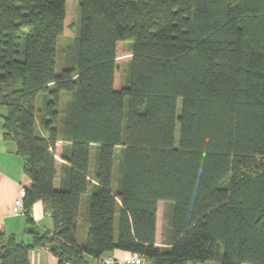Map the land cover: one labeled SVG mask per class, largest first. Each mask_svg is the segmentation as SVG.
Wrapping results in <instances>:
<instances>
[{
  "label": "trees",
  "instance_id": "obj_1",
  "mask_svg": "<svg viewBox=\"0 0 264 264\" xmlns=\"http://www.w3.org/2000/svg\"><path fill=\"white\" fill-rule=\"evenodd\" d=\"M69 1L0 0L2 127L24 157L33 236L0 231V264L44 246L59 264L115 248L149 264H264V0H78L67 36ZM38 200L52 230L35 225Z\"/></svg>",
  "mask_w": 264,
  "mask_h": 264
},
{
  "label": "crops",
  "instance_id": "obj_2",
  "mask_svg": "<svg viewBox=\"0 0 264 264\" xmlns=\"http://www.w3.org/2000/svg\"><path fill=\"white\" fill-rule=\"evenodd\" d=\"M6 113L7 107L0 105V231L4 232L6 235H15L19 241L31 243L33 236L29 231L30 227L26 214L24 211L18 210L15 203L22 188L29 184V180L24 175V157L18 153L16 142L4 136L2 124L3 117ZM39 130L41 131L40 126ZM61 154L62 140H58L55 149L56 176L54 178V185L56 188L59 187L62 177L61 173L64 161ZM93 159L91 153V169L95 166V158ZM90 189L91 187L88 192L81 196L77 230V238L80 241L85 239L88 229L87 200ZM161 203L163 204V202H160V204ZM31 212L35 225L39 230L47 231L53 229V217L42 200H38L34 203ZM81 221H83V223ZM157 244L160 246L161 242ZM131 253L132 252L115 248L105 252L100 258L85 255V259L86 264H100L103 257L113 256L124 259ZM28 259L30 264H59L58 257L47 246L30 249L28 252Z\"/></svg>",
  "mask_w": 264,
  "mask_h": 264
},
{
  "label": "rangeland",
  "instance_id": "obj_3",
  "mask_svg": "<svg viewBox=\"0 0 264 264\" xmlns=\"http://www.w3.org/2000/svg\"><path fill=\"white\" fill-rule=\"evenodd\" d=\"M77 1L78 0H70L69 1V6L68 8L70 9V16L72 18V22H73V28L71 29L70 32L66 33L67 36H73L76 34L77 32V20H78V16H77ZM62 38V37H61ZM125 44H128L129 43V40H126L124 42ZM130 55H127V53H125L124 55L122 56H119L118 60H117V63L118 65H121L120 67L124 68L123 66H125L124 64H126V60H128ZM58 71L60 70L59 67H57ZM123 69H121L118 73H116V85L118 86L122 81H123V77H124V73L122 71ZM41 101V98L40 100ZM179 105H180V100H179ZM180 110V107L178 109V111ZM177 135H178V130H177ZM96 151V149L93 148V150L91 151L92 153V159L95 158L94 157V152ZM94 160V159H93ZM93 163V161H92ZM92 165V164H91ZM116 173H115V177L114 179H116ZM83 223V221H81ZM162 226H163V204L159 203V207H158V217H157V233H158V236H157V243L161 242V236H162ZM210 263L212 264H216L215 261H211ZM188 264H194V263H188ZM195 264H208L207 263H202V262H198V263H195Z\"/></svg>",
  "mask_w": 264,
  "mask_h": 264
},
{
  "label": "built area",
  "instance_id": "obj_4",
  "mask_svg": "<svg viewBox=\"0 0 264 264\" xmlns=\"http://www.w3.org/2000/svg\"><path fill=\"white\" fill-rule=\"evenodd\" d=\"M25 190L22 188L20 195L16 198V207L18 210H23V198ZM100 264H149L147 257L141 253H131L127 258L120 259L113 256L103 257Z\"/></svg>",
  "mask_w": 264,
  "mask_h": 264
}]
</instances>
